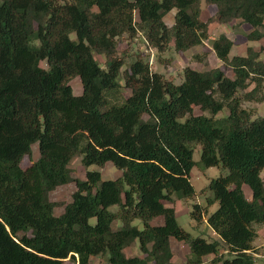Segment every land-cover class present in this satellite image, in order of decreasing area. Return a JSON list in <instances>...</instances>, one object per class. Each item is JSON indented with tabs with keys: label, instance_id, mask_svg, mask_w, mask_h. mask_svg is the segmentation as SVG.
<instances>
[{
	"label": "trees",
	"instance_id": "1",
	"mask_svg": "<svg viewBox=\"0 0 264 264\" xmlns=\"http://www.w3.org/2000/svg\"><path fill=\"white\" fill-rule=\"evenodd\" d=\"M201 2L0 0V264H90L102 255L109 264H173V242L188 248L183 264L211 254V264H264L254 245V225H264V116L242 107L264 100V43L230 55L222 33L212 49L223 68L186 66L178 83L152 71L142 52L129 62L118 54V38L138 33L158 52L201 45ZM203 2L216 7L219 23L239 19L250 26L248 40L264 41V0ZM35 143L38 157L22 167ZM77 156L86 168L111 163L121 173L75 178L69 164ZM195 165L227 170L205 187V205L189 212L216 238L193 235L176 219V200L195 195ZM72 182L56 214L50 193ZM134 244L140 254H127Z\"/></svg>",
	"mask_w": 264,
	"mask_h": 264
},
{
	"label": "rangeland",
	"instance_id": "2",
	"mask_svg": "<svg viewBox=\"0 0 264 264\" xmlns=\"http://www.w3.org/2000/svg\"><path fill=\"white\" fill-rule=\"evenodd\" d=\"M175 9H172L164 16V21L167 25H171L174 20ZM216 7L211 4L201 2V17L208 21V38L203 41L201 45H197L189 50L178 52L174 50L172 43L166 48L165 51L158 52L154 47L148 44L142 33H138L134 38H129L126 35H122L118 38L117 49L118 54L126 55V62H129L136 53L142 52L145 60L149 62L150 69L155 72L161 73L167 79H171L178 83L183 79V69L186 66L193 67L198 70H207L213 67L223 68L222 62L215 56L212 49V41L220 34H226L232 40V48L230 55H245L246 48L251 46L255 50H259L264 41H250L246 38V33L250 31V26L241 22L239 19L231 20L227 23H219L215 18ZM74 37V33L71 34ZM259 58L264 61V50L259 51ZM97 61L103 65V56L96 55ZM44 65V62L42 63ZM226 74L229 71L225 70ZM70 85L74 94L81 93V83L77 77L70 81ZM253 84L249 85L246 90H249ZM126 92V91H125ZM243 93V92H241ZM259 94L264 95V85L261 87ZM242 107L249 109L253 113V118L257 116H264V100L259 101H246L242 100ZM198 113V109L194 110ZM226 110H223L218 117L225 115ZM201 153V146L199 144L193 145L192 158L194 161H199ZM38 157L37 144L32 145V153L30 156L26 155L21 160V166L26 167L30 160H35ZM69 167L72 171V175L75 178H84L86 170H98L101 173L103 179H110L118 176L121 171L113 166L111 163H106L103 167L96 164H92L87 168L81 164L80 157H74ZM227 170L221 166H212L202 168L200 165H195L190 172V180L195 187V195L189 200H176V219L177 222L187 231L193 235L202 234L207 239L215 238L212 234V230L206 225L204 219L200 223H196L194 219L190 217V210L192 203H199L205 205V197L210 195L209 191H205V187L208 185L212 178L220 175H225ZM260 176L264 180V169L261 171ZM75 190L74 183H68L56 187L51 193L50 198L52 201L59 203L55 207V213L58 214L62 211V204L68 202L71 198L72 192ZM248 192V188H247ZM217 204L212 205L209 208V213L215 210ZM117 207L112 208L116 210ZM94 222V219H91ZM137 223V221H134ZM257 231V237L254 240V245L257 246L259 255H264V225H254ZM172 249L174 256L172 258L173 264H183L185 257L188 255V248L183 243H172ZM127 254H140L137 244L132 245L126 249ZM213 254L205 257L202 264H211L209 257ZM258 260L264 261V257L258 256ZM65 264H70L69 261H65ZM90 264H109L106 255L92 257Z\"/></svg>",
	"mask_w": 264,
	"mask_h": 264
},
{
	"label": "crops",
	"instance_id": "3",
	"mask_svg": "<svg viewBox=\"0 0 264 264\" xmlns=\"http://www.w3.org/2000/svg\"><path fill=\"white\" fill-rule=\"evenodd\" d=\"M212 234L214 235V237L216 238L215 234L212 232ZM257 248V246H255ZM256 257L261 256L264 257V255H259V252L257 254H255ZM213 256L209 257L207 260H210Z\"/></svg>",
	"mask_w": 264,
	"mask_h": 264
},
{
	"label": "built area",
	"instance_id": "4",
	"mask_svg": "<svg viewBox=\"0 0 264 264\" xmlns=\"http://www.w3.org/2000/svg\"><path fill=\"white\" fill-rule=\"evenodd\" d=\"M75 264H80V263L78 261H76Z\"/></svg>",
	"mask_w": 264,
	"mask_h": 264
}]
</instances>
